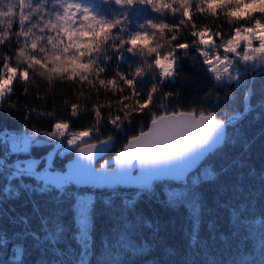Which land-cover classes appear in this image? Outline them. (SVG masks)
<instances>
[{
  "label": "snow or ice",
  "instance_id": "6c2138e0",
  "mask_svg": "<svg viewBox=\"0 0 264 264\" xmlns=\"http://www.w3.org/2000/svg\"><path fill=\"white\" fill-rule=\"evenodd\" d=\"M101 5H114L120 13L110 15L111 9L102 10ZM148 9L160 16L179 13L182 18L178 23L156 18L134 23V17ZM194 13L214 20L222 17L230 25L229 31L224 32L223 24L215 29L207 24L198 27ZM0 26V46L13 36L17 43L15 51L5 54L0 62V107L11 97L18 80L28 84L32 76L45 79L49 85L57 81L71 84L81 90L80 96L87 85L97 98L109 92L115 97L114 101L92 104L90 127L71 130L70 121L58 120L52 131L44 133L61 141L68 136L66 143L77 158L67 171L62 167L57 170L54 160L48 161L47 157H32L30 149L39 143L33 138L37 134L0 136L5 153L0 156V178L5 181L3 198L19 199L23 190L49 197L51 204L49 214L44 215L33 201L40 232L26 230L14 235L30 237L37 244L47 243L60 256L64 254L60 245L71 232L79 248L75 264H92L97 193L109 192L103 204L114 210L118 199L121 211L116 215L114 231L102 241L107 257L104 264H126L121 257L147 251V245L137 243L145 223L137 209L145 199L159 195L161 185L156 182L167 176L180 185L166 191L163 202L171 208L188 209L192 222L189 240L195 249L201 243L199 225L205 211L202 186L221 176L228 177L233 168L244 167L242 162L232 160L216 169L208 161L218 154L226 155L227 147L238 142L237 126L253 111L250 92L245 93L242 112L234 110L225 115L218 113L214 104L201 109L185 110L178 105L169 109L164 101L174 93L163 91L164 85L179 74L177 52L189 56L190 48L198 53L217 85L234 82L239 86L241 77L250 70L264 69V0H40L38 4L34 0H0ZM110 53L115 54L117 64L108 78L104 74L113 59ZM132 57L138 58L137 66L122 71L120 65L130 63ZM149 75L151 84L146 87L145 77ZM157 104L162 111L153 110ZM80 107L72 103L69 115L78 117ZM103 109L109 110L107 123L125 132V143L113 157L114 166L102 155L115 147L112 135L101 138ZM146 110L148 124L127 135L125 124L131 125L133 117L142 116ZM10 153H26L29 158L11 163ZM247 177L259 180L260 197L264 199V173L257 177L250 171ZM244 179L240 173L234 187L239 188ZM250 211V201L230 207L234 235L245 228ZM20 223L30 229L28 217H20ZM213 227L210 223L209 229ZM8 242L6 234H0V246ZM13 252V262L21 261L23 246H14ZM249 255L245 245L242 252L237 250L230 264H264V228L258 258L249 259Z\"/></svg>",
  "mask_w": 264,
  "mask_h": 264
},
{
  "label": "trees",
  "instance_id": "16d2710c",
  "mask_svg": "<svg viewBox=\"0 0 264 264\" xmlns=\"http://www.w3.org/2000/svg\"><path fill=\"white\" fill-rule=\"evenodd\" d=\"M40 3V0H34ZM101 5L102 10L111 9L110 15H119L120 10L114 5ZM49 10L51 5H47ZM156 18L168 23H178L182 18L178 13L172 16L165 13L160 16L150 9L145 10L134 17V23H142L147 19ZM198 27L207 24L215 29L217 25L223 24L225 33L229 31L228 25L223 18L214 20L211 16H196ZM14 21L13 32L16 31ZM3 28L0 26V31ZM183 35L181 40H183ZM17 47L16 38L13 36L4 45L0 46V62L3 61L5 54L11 55ZM189 56H184L183 52H177L180 57L179 74L171 82H166L163 91H171L174 96L164 103L168 104L169 109L173 105L188 110L192 107L201 109L204 105L214 104L218 113L232 114L234 110L243 111L245 107L244 96L250 92L249 103L253 111L248 113L245 119L239 122L235 135L238 142L235 145H229L224 153L212 157L208 163L220 169L231 163L232 160L240 161L244 167L233 168L228 177L221 176L213 182L202 186L201 195L205 205V211L199 225V237L201 243L194 249L189 240V233L192 231V222L189 211L185 207L171 208L164 202V193L166 191L178 189L180 183L174 182H156L161 185L157 189L158 196L145 199L138 207L137 211L140 217H143L145 223L140 228L137 237L138 245H147V251L143 254L121 257L126 264H211V262H223L230 264L237 255V250L243 251L247 245L250 255L249 259L258 258L259 242L261 229L264 228V199H261L259 189L261 187L259 180L247 177V173L254 171L256 176L264 173V71L254 74L243 84L237 86L235 83L217 85L214 78L205 70L201 58L194 49H189ZM109 63L108 71L104 74L111 78L113 68L117 64L115 54ZM137 57H132L130 63L121 64L122 71H129L137 66ZM149 62L150 59H149ZM23 67V65H21ZM151 84V75L145 77V86ZM27 89V92H25ZM80 89H75L71 84L61 83L59 81L49 85L48 82L39 77L32 76L28 84L19 80L14 84V91L11 97L6 99L3 106L0 107V129H11L20 131L27 129L37 133H46L53 130V125L58 120L70 121L71 130H81L90 127L93 124L94 113L91 111L93 103H105L108 100H115V97L109 92L101 94L98 98L89 86L83 88V96H80ZM163 91L160 96H163ZM72 103L80 104V115L71 117L70 105ZM11 105H15L12 107ZM153 110L162 111L157 105ZM104 124L102 126L101 138L112 135L115 138V147L110 156H114L125 143V132L123 130H114L108 120V109H103ZM115 115V111L112 110ZM149 122L148 112L142 116H134L131 125L125 124L127 135L133 134L141 125H147ZM229 131H232L230 128ZM49 150L47 145L34 147L32 157L41 158ZM4 148L0 145V156H3ZM29 156L21 154L13 156L10 160L15 163L16 160H25ZM72 158V154L61 159L58 168H63L64 164ZM243 173L245 179L239 188L234 187L236 177ZM31 182V181H29ZM2 180L0 178V234H6L8 244L0 246V264H75L79 255V248L72 239L69 232L60 245L63 255L58 256L52 247L45 244H37L30 237L21 239L16 233L26 230L40 232L39 215L33 210V201L39 207L41 213L48 215L51 204L48 203L49 197H40L24 193L21 190L19 199H4L2 193ZM132 193H129L131 196ZM110 196L109 192L101 191L97 193L98 203L95 210L94 221V256L92 264H104L107 259L102 246V241L106 239L109 233L113 232V225L116 215L121 211L119 200H116L117 207L110 210L103 204V201ZM250 201V213L245 228L234 235L232 224L230 222V207ZM20 217H28L30 229L20 223ZM71 224V221H68ZM214 227L210 230L209 224ZM151 225V227H149ZM43 235V233H41ZM224 237L222 239L221 237ZM22 245L24 253L21 261L13 262L15 255L14 246ZM171 250V251H170Z\"/></svg>",
  "mask_w": 264,
  "mask_h": 264
},
{
  "label": "rangeland",
  "instance_id": "374dc122",
  "mask_svg": "<svg viewBox=\"0 0 264 264\" xmlns=\"http://www.w3.org/2000/svg\"><path fill=\"white\" fill-rule=\"evenodd\" d=\"M108 8H111L110 6H108ZM115 8V6H114ZM264 71V69H257V70H250L248 72L247 75L245 76H242L241 77V83L240 84H243L247 81V79H249L251 76H253L254 74H259L260 72ZM234 83V82H233ZM228 84H231V83H228ZM225 115H229L227 113H224ZM34 140L38 141L39 143L36 144L35 147H40V146H45L47 145L48 147L50 146H54L55 144H57L58 142H60L61 140L59 139H54V138H51V137H48V136H45V135H36L33 137ZM68 136H65L63 142H66ZM32 149H30V152L32 153ZM74 151L71 150V148L67 145L66 143V147L65 149L61 152V159H63L64 157H66L67 155H70L72 154ZM26 155V154H25ZM28 155V154H27ZM61 159L59 160V162L56 164V167H58V164L60 163ZM60 169V168H58Z\"/></svg>",
  "mask_w": 264,
  "mask_h": 264
},
{
  "label": "water",
  "instance_id": "95a60500",
  "mask_svg": "<svg viewBox=\"0 0 264 264\" xmlns=\"http://www.w3.org/2000/svg\"><path fill=\"white\" fill-rule=\"evenodd\" d=\"M64 147L65 146H64V143L63 142H58L52 149H50L48 151V153H46V155L44 157H47V160L48 161H53L54 160V162L56 163V161L58 159V156H59V153L64 149ZM110 153H111V151L102 154L103 155V159H107V160L113 161V166H114L113 157L109 158ZM76 158H77L76 157V153L74 152L73 158L65 164L64 171H67L71 167L72 161H74ZM99 162L102 163V160H99ZM165 181L174 182V183H180L179 181H173V180H171V178L170 177H167V176L162 177L161 180L160 181H157V182H165ZM120 182L121 183H126L127 181L121 180Z\"/></svg>",
  "mask_w": 264,
  "mask_h": 264
},
{
  "label": "built area",
  "instance_id": "2783aa9c",
  "mask_svg": "<svg viewBox=\"0 0 264 264\" xmlns=\"http://www.w3.org/2000/svg\"><path fill=\"white\" fill-rule=\"evenodd\" d=\"M5 134H6L7 137L17 136L16 134H12V133H10V132H1V131H0V136H4ZM24 135H25V134H24ZM9 145H10V147H11L10 142H9Z\"/></svg>",
  "mask_w": 264,
  "mask_h": 264
},
{
  "label": "flooded vegetation",
  "instance_id": "af4514ba",
  "mask_svg": "<svg viewBox=\"0 0 264 264\" xmlns=\"http://www.w3.org/2000/svg\"><path fill=\"white\" fill-rule=\"evenodd\" d=\"M52 146H50L49 148H51Z\"/></svg>",
  "mask_w": 264,
  "mask_h": 264
}]
</instances>
